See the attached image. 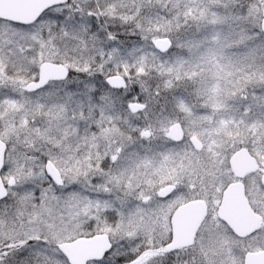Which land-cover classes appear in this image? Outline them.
Segmentation results:
<instances>
[{"label":"snow or ice","instance_id":"obj_1","mask_svg":"<svg viewBox=\"0 0 264 264\" xmlns=\"http://www.w3.org/2000/svg\"><path fill=\"white\" fill-rule=\"evenodd\" d=\"M0 264H264V0H0Z\"/></svg>","mask_w":264,"mask_h":264}]
</instances>
